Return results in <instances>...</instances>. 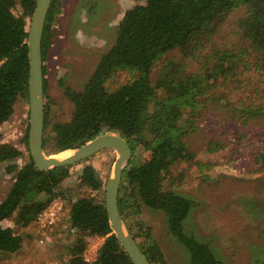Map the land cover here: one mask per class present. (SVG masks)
Instances as JSON below:
<instances>
[{
	"label": "trees",
	"instance_id": "16d2710c",
	"mask_svg": "<svg viewBox=\"0 0 264 264\" xmlns=\"http://www.w3.org/2000/svg\"><path fill=\"white\" fill-rule=\"evenodd\" d=\"M18 5L21 15L14 12ZM36 5L37 0H0V126L14 114L19 97H29L28 19ZM58 10V0H53L43 30L44 92L46 59L53 45ZM236 12L240 14L238 30L232 33L239 34V44L214 47L221 26ZM176 50L182 53L180 58ZM189 60H197L199 67L190 69ZM157 65L161 72L154 83L152 71ZM120 73H126L122 83L116 80ZM65 93L74 103L72 118L54 125L52 147H48L50 136L45 133L46 153L77 149L106 133L126 138L133 155L124 170L119 194L125 222L139 216L142 204L162 210L171 233L188 250L191 264H219L209 243L185 233L184 222L194 205L193 198L176 190L174 168L191 161L203 171L212 166L195 160L196 154L189 148L187 135L198 129V116L227 108L243 126L264 117V0H146L136 4L125 12L115 43L102 55L84 88L66 87ZM48 109L45 105V131ZM237 144L234 147L232 141L212 139L208 150L229 151V160L235 162L252 150L254 166L264 171V135L251 138L245 132ZM139 146L145 151L140 162ZM23 154L18 147L2 143L0 165ZM10 165L8 169L15 171V176L0 202V255L19 251L24 242L3 221L14 220L16 226L24 228L54 198L72 199L61 186L71 174V165L43 171L35 166L31 155L19 169ZM79 184L100 191L104 181L97 169L87 164ZM69 215L76 231L74 240L63 247V264H134L110 227L105 200L79 196L72 200ZM126 224L133 232V226ZM93 235L104 237V242L97 259L88 262L87 237ZM133 235L152 264H168L149 228L140 226Z\"/></svg>",
	"mask_w": 264,
	"mask_h": 264
},
{
	"label": "rangeland",
	"instance_id": "374dc122",
	"mask_svg": "<svg viewBox=\"0 0 264 264\" xmlns=\"http://www.w3.org/2000/svg\"><path fill=\"white\" fill-rule=\"evenodd\" d=\"M146 0H58L55 15L53 45L46 59V91L44 104L49 108V123L45 131L50 140L48 147L54 144V125L68 122L72 118L74 103L66 96V87L82 90L93 73L102 55L115 43L118 27L125 12L136 4ZM14 12L21 15L18 5ZM239 12L234 13L228 22L221 26V34L216 38V46L239 44ZM31 20L28 19L30 26ZM180 58L182 53L176 50ZM190 61V69L199 67L196 60ZM162 63V62H161ZM161 67L152 71L155 83L160 76ZM254 76V74H250ZM126 73L117 75L120 83L125 81ZM258 78V75L255 78ZM115 83H112L114 86ZM254 89V87H252ZM231 100L236 101L237 98ZM206 114V112H205ZM196 131L187 135L190 150L195 152V160L212 163L204 171L191 162H182L174 168V184L181 194L193 198V207L185 219V233L195 235L200 241L209 243L219 260V264H264V171L255 167L248 150L240 161H230L229 151L212 153L208 150L209 141L221 139L232 141L234 147L242 133H249L251 138L264 135V117L250 120L245 126L227 108H218L206 116H198ZM30 127L29 97H19L11 118L0 126L2 138L0 144L9 143L24 150V154L12 162L0 165V199L7 195L15 176L9 171L10 164L18 169L30 159L27 132ZM29 137V134H28ZM29 139V138H28ZM251 149V148H247ZM75 150V149H73ZM73 150L53 153L57 157H68ZM250 151V152H249ZM144 148H137V159H144ZM117 152L104 149L92 157L71 165V174L62 183V188L72 199L65 201L63 221L52 233L54 240L39 243L37 231L19 227L14 220H5V227L14 228L27 245V253L17 251L18 255L1 254L0 264H18L26 259L31 264H63L66 256L63 247L74 240L75 229L72 227L69 210L72 200L79 196L95 197L105 200V187L110 170L116 160ZM62 159V158H61ZM93 165L104 181L103 189L95 191L81 186L80 176L85 165ZM11 166V165H10ZM207 176V178H205ZM65 200V199H64ZM136 232L140 226L149 228L164 252L168 264H191L186 247L171 233L167 215L162 210L142 204L139 216L126 220ZM104 238V237H103ZM143 240V238H140ZM24 243V242H23ZM31 256H27L30 255Z\"/></svg>",
	"mask_w": 264,
	"mask_h": 264
},
{
	"label": "water",
	"instance_id": "95a60500",
	"mask_svg": "<svg viewBox=\"0 0 264 264\" xmlns=\"http://www.w3.org/2000/svg\"><path fill=\"white\" fill-rule=\"evenodd\" d=\"M52 2L53 0H37L29 26V153L34 160L35 166L40 170L46 171L51 168L72 165L88 159L104 149L115 150L118 155L110 170L105 187V204L110 227L134 264H152L128 228L119 209V194L123 173L133 155L132 148L129 146L127 139L116 133L98 135L75 149L74 154L63 159L56 158L54 154L48 155L45 151L42 37L47 14Z\"/></svg>",
	"mask_w": 264,
	"mask_h": 264
},
{
	"label": "built area",
	"instance_id": "2783aa9c",
	"mask_svg": "<svg viewBox=\"0 0 264 264\" xmlns=\"http://www.w3.org/2000/svg\"><path fill=\"white\" fill-rule=\"evenodd\" d=\"M2 61H0V65ZM65 200L61 197L54 198L46 207H44L33 221L38 233L41 234L39 242L45 244L48 237H53L56 227L63 221ZM102 236L93 235L87 237V248L85 258L88 262H93L98 257V252L103 241ZM104 242V241H103Z\"/></svg>",
	"mask_w": 264,
	"mask_h": 264
},
{
	"label": "crops",
	"instance_id": "0c3cea01",
	"mask_svg": "<svg viewBox=\"0 0 264 264\" xmlns=\"http://www.w3.org/2000/svg\"><path fill=\"white\" fill-rule=\"evenodd\" d=\"M23 152H24V150L23 149H21ZM8 162V161H7ZM14 181V180H13ZM8 194V193H7ZM7 196V195H6ZM6 196H4V197H1V198H3V200L6 198ZM2 199H0V202H2L3 201ZM27 229H32V228H34V230L35 231H37V234L39 235V238L41 237V234H39L38 233V230L36 229V227H35V225L33 224V223H31L29 226H27L26 227ZM39 238H38V241H39ZM55 238V237H54ZM54 238H52L51 236H49L48 237V240H47V242H49V241H53L54 240ZM103 241H104V239H103ZM103 241H102V243H101V245L103 244ZM40 243V242H39ZM46 244V243H45ZM45 244H43V245H45ZM29 246L27 245V243L25 242V240H24V243H23V246H22V248L19 250V251H24V252H26L27 253V248H28ZM18 251V252H19ZM18 252L16 253L17 255H18ZM27 256H31V254L30 255H27ZM25 259L24 260H20L19 262H18V264H31V261L29 260V259H26V256L24 257Z\"/></svg>",
	"mask_w": 264,
	"mask_h": 264
},
{
	"label": "bare ground",
	"instance_id": "6f19581e",
	"mask_svg": "<svg viewBox=\"0 0 264 264\" xmlns=\"http://www.w3.org/2000/svg\"><path fill=\"white\" fill-rule=\"evenodd\" d=\"M67 150H69V149H67ZM67 150H64V151H67ZM70 150H73V149H70ZM64 151H61V152H64ZM74 151H75V150H73V153H72V154H74ZM61 152H59L58 154H60ZM58 154H56V155H54V156H55L56 158H59V159H61V158L63 159V158H66V157H67V156H66V157H61V158H60V157H57ZM72 154H71V155H72Z\"/></svg>",
	"mask_w": 264,
	"mask_h": 264
}]
</instances>
